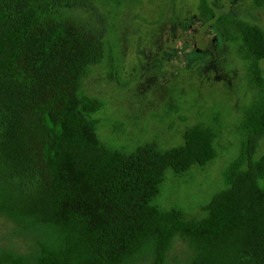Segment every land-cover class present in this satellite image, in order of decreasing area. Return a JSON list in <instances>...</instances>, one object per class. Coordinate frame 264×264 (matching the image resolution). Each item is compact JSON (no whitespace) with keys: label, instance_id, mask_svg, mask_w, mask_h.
Here are the masks:
<instances>
[{"label":"trees","instance_id":"obj_1","mask_svg":"<svg viewBox=\"0 0 264 264\" xmlns=\"http://www.w3.org/2000/svg\"><path fill=\"white\" fill-rule=\"evenodd\" d=\"M95 1L0 0V218L29 241L26 252L0 244V264H165L176 236L189 248L182 264H264V28L221 17L253 94L225 187L186 219L153 201L168 168L217 155V127L197 122L169 148L106 144L95 117L105 102L84 83L108 48L74 15ZM198 10L213 14L209 0Z\"/></svg>","mask_w":264,"mask_h":264},{"label":"rangeland","instance_id":"obj_2","mask_svg":"<svg viewBox=\"0 0 264 264\" xmlns=\"http://www.w3.org/2000/svg\"><path fill=\"white\" fill-rule=\"evenodd\" d=\"M198 5L199 0H99L74 12L86 27L104 33L108 48L84 83L86 93L105 102L95 117L107 145L132 152L154 141L169 148L183 144L184 130L197 122L217 127V155L185 173L168 168L153 201L164 210L181 209L186 219L203 218L204 207L225 187L223 171L238 151L242 106L253 94L221 17L264 28V5L252 0H209L211 16ZM261 66L264 73V60ZM0 244L29 250V241L3 218ZM188 256L187 244L176 236L165 264H182Z\"/></svg>","mask_w":264,"mask_h":264}]
</instances>
